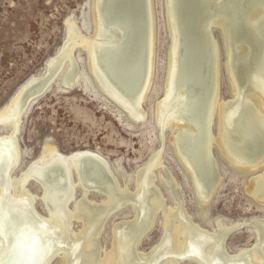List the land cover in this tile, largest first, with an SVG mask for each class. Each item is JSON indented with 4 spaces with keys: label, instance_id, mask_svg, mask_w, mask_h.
<instances>
[{
    "label": "rangeland",
    "instance_id": "rangeland-1",
    "mask_svg": "<svg viewBox=\"0 0 264 264\" xmlns=\"http://www.w3.org/2000/svg\"><path fill=\"white\" fill-rule=\"evenodd\" d=\"M216 1L218 0H0V109L8 104L20 86L30 77L44 73L47 61L56 55L68 39L69 22L78 28L82 36L96 37L94 11L96 6L99 11V25H101L99 40L102 38L101 42H105L108 47V55L103 54L105 57L102 61L105 66L108 64L112 68L110 70L108 67V71L105 67L108 71L107 82L111 81L107 83L108 87L111 89L110 86H113L111 91L114 93L115 90H119L116 93L124 94L136 103L138 111L142 109L145 112L144 118L132 117L116 98L106 92L90 69L88 51L78 45L73 50L74 62L70 59L67 61L62 73L52 83L53 86H50V91L23 116L18 135L22 151L21 162L15 169L14 176L25 173L30 165L39 160L45 148L51 146L63 155H70L76 151H91L100 155L108 162L119 185L125 187V178L136 176L154 155L159 154L163 165L156 170L155 182L166 206L178 207V202L182 199L184 210L201 228L212 232L218 229L219 221L230 226L238 222L248 224L254 219L264 218V202H259L247 192L251 179L264 174V165L256 174L243 171L239 167L229 165L220 156L217 148L211 147V155L218 163L221 179L206 205L202 207L194 188L193 177L188 173L184 162L186 161L192 170L200 173L204 167L200 152L206 150V137L204 135L202 138L199 130L198 134L196 133L199 136H192L191 139L193 141L200 139V143L203 141L205 146L198 144L185 149V144L182 142L180 150L177 151L174 143L181 133V128L174 125L163 128L160 121L158 104L170 93L168 91L170 60L175 53V60L173 57L175 76L171 82L173 95L163 105L162 113H168L174 102V94L178 92L176 94L178 96L183 94L178 101L182 99L186 104L178 113V122L184 123L187 118L192 120V117H195L194 120L203 123V129L208 126V122L203 121L204 100L206 95L211 93L212 86L214 92L216 91L217 69L213 64L215 61L213 52L206 51V61L201 60L204 54L203 51L201 53L200 36L204 34L201 24L212 18V15L218 16L219 9L222 11V16L226 13L225 17H229L227 9H230L228 7L222 9L225 0ZM237 1L240 7H247L249 4V0ZM241 10V12L245 11L243 8ZM251 24L246 22L240 26L239 35L242 31L249 33L251 29H255L249 28L254 27ZM211 31L219 51L218 94L224 101H229L234 98L226 65L230 55L227 53V45L221 30L212 26ZM262 39L263 37H260L258 46L251 45L250 55L247 57L242 55V59L239 57L238 62L235 58L233 60L237 76L238 74L242 76L239 77L245 89L253 86L255 81L264 88V77L260 78V73L264 70V61L259 57L260 52L264 55V44L259 46ZM80 40L81 37L77 38V41ZM122 40L124 42H121ZM241 41L231 45L233 52H238V55L241 54L239 49L248 47L245 45L246 42L243 44ZM117 43V50L121 49L119 52L113 49ZM152 52L154 54H151ZM150 55L154 56L152 81L149 82L145 97L141 95L137 102L135 93L143 88L147 57ZM73 65L79 70L76 82L70 86L63 83L61 77L73 70ZM115 70L117 73L114 72ZM113 75L115 77H111ZM198 97L202 98L203 105L197 103ZM135 113L138 114L137 111ZM197 113L199 119L196 117ZM217 125L218 120L215 117L210 129L212 137L217 135ZM10 131L11 129L3 128L1 134ZM203 131L202 133L205 134L206 130ZM253 143L255 139L247 140L249 146ZM181 148L184 150L183 153ZM178 152L181 154L179 155ZM181 158L185 161L183 162ZM165 168L170 169L178 184L177 197L174 190L162 181ZM212 173L214 174L207 165L202 174V180L207 178L206 189ZM106 179H109L107 174ZM93 185L89 199L99 202L103 197L97 195L98 191L95 187L104 186L100 183ZM111 185L113 182L110 180ZM128 188L132 192L136 190L134 181L128 182ZM27 190L35 201L31 205L34 220L43 223V219H46L50 213L43 202L42 189L32 180L27 184ZM14 194L8 192V199L17 198ZM75 194L76 198L81 196L80 188L76 189ZM74 201L71 200L67 208L61 212V220H66ZM163 214V210L157 214L156 224L143 239L139 252L149 251L158 243L163 233ZM132 218L133 210L129 207H123L119 212L108 217L99 239L103 254L111 249V230L114 222L119 223ZM80 228L81 222L73 220L71 227L64 226L57 233V240L63 241L62 245L66 249H73L75 247L73 243L77 241H72L70 230L77 231ZM49 229L51 230L52 227L50 226ZM6 240L8 245L12 240L10 234L7 235ZM254 243L252 229L248 226L233 233L227 239L226 246L227 250L233 253L240 247L251 246ZM77 244L76 250L83 255L79 258V262L85 264L87 260L83 241H78ZM51 264H62L61 258H55ZM180 264L193 263L185 260Z\"/></svg>",
    "mask_w": 264,
    "mask_h": 264
},
{
    "label": "bare ground",
    "instance_id": "bare-ground-1",
    "mask_svg": "<svg viewBox=\"0 0 264 264\" xmlns=\"http://www.w3.org/2000/svg\"><path fill=\"white\" fill-rule=\"evenodd\" d=\"M213 5H215V2ZM240 6L237 0H225L222 9H226V7L231 9H227L229 17H225L226 13L222 16V11L219 9L218 16L212 15V18L201 24L204 31L203 36H200L201 53L204 52L201 60L207 58L206 51L213 52L215 59L213 64L214 68L217 69L216 91L214 92V86H212L211 93L206 95L204 100L203 111L205 109V114L203 121L204 123L208 122L207 128L203 129V123L201 124L200 120H194L195 117H192V120L187 118L184 123L178 122V113L186 105L184 104L185 101L182 102V99L178 101L181 98L180 96L183 95H176L178 92L174 94V102H172V107H170L168 113H162L163 105L173 95L171 93V82L175 76L173 67V57L174 60L176 58L175 53H173L170 60L171 71L170 78L168 77V91L170 93L158 104L162 127L166 128L174 125L181 128V133L174 143L177 151L180 150L182 142L185 144V149H189L192 145H206V150L200 152V159L202 165H204L200 173L192 170L190 165L181 158L183 162H186L184 164L187 171L193 177L194 188L202 207L206 205L221 179L218 173V163L211 155V147L215 146L220 156L229 165L239 167L243 171L256 174L257 170L264 165V88L255 81L253 86L245 89L240 81L242 76L240 74L237 76L236 69L233 66V60L236 59V62H238L239 57L242 59V55L247 57L250 52L252 53L251 45L258 46L260 37H263V39L259 46L264 44V0H249L247 7ZM242 8L245 11L241 12ZM94 11L96 15V37L87 38L82 36L79 34L78 28L69 22L68 39L56 55L47 61L44 73L30 77L20 86L8 104L0 109V225L3 224L5 216H7L8 231L12 237L7 245V236L3 231H0V261L9 259L11 262L15 261L16 263L20 259H24L26 264H30L29 260H33V257H31L32 250L35 251L41 248L42 254L39 251L41 258L38 264H51L57 257L61 258L62 264H82L79 262V258L83 255L76 250V246H78V241H83V250L87 260L85 264H180L185 260H190L193 264H264V218L254 219L248 224L238 222L230 226L219 221L217 224L218 229L212 232L201 228L184 210L182 199L179 200L178 207L169 208L166 206L161 191L155 182L156 170L163 165L159 154L154 155L137 172L136 176L125 178V187L119 185L118 180L110 170L108 162L100 155L91 151H76L70 155H63L51 146L45 148L43 155L38 161L30 165L25 173L14 176L15 169L21 162L22 151L18 135L23 116L41 97L50 91V86H53L52 83L62 73L67 61L69 59L73 60V50L78 45L88 51L90 69L96 75V79L103 89L116 98L132 117L136 119L145 117V112L142 109L138 111L135 102L133 103L124 94H119L120 92L116 93L119 90H115V93L112 92L113 86H110L111 89L108 87L107 83L111 81L107 82V72L112 68L106 63L107 66H105L104 61H102L105 57H103V54L108 55V47L105 42H101L102 38L99 40L101 25H99V11L96 6H94ZM246 22L252 23L251 25L254 26L249 27L250 29H255H251L250 35L244 31L239 35L240 26ZM150 24L152 23L150 22ZM212 26H216L221 30L224 42L227 45V53L230 55L226 65L234 98L229 101H224L218 94L217 82L220 62L218 61V46L214 37L211 36ZM79 37H81V40L77 41ZM239 41L243 44L246 42L245 45L248 46L241 48L242 50L239 49L241 56L238 55V52L234 53L231 47L232 44ZM121 42H124V40ZM117 46L118 43L113 46V49L119 52L121 49L117 50ZM151 46H153L152 43ZM153 48H150L151 51H154ZM259 57L264 61V55L261 52ZM147 58L143 88L136 91V101L139 100L141 95L145 97L152 81L151 72H153L154 67H152L154 56L150 55ZM120 64L122 65V63ZM105 67L107 69L109 67L108 71ZM78 70L73 65V70L61 77L63 83L71 86L76 82ZM117 70L114 72L117 73ZM103 76L105 77L103 78ZM111 77H115V75ZM262 77H264V70L260 73V78ZM198 101L197 103L203 105L202 98L198 97ZM136 111L138 114L135 113ZM196 117L199 119L198 113ZM215 117L218 120L217 135L212 137L210 129ZM3 128L11 129V131L3 135L1 134ZM199 130L202 138L204 135L206 137L205 145L203 141L200 143V139L194 141L191 139L192 136H199L197 135ZM203 130H206L205 134L202 133ZM249 138L255 139V143L251 146L247 144ZM183 151L181 148L182 153ZM178 154L181 153L178 152ZM182 155L186 156L185 154ZM184 158L186 159V157ZM206 161L208 162L206 163ZM207 165L214 174L212 173L211 178H209L206 189L207 178L205 177L202 180V174H204ZM52 171L55 172L52 174ZM164 173L165 176H162V181L173 189L176 195V191L179 192L178 184L172 172L170 169L165 168ZM106 174L109 179H106ZM32 180L42 189L43 202L49 209L50 214L46 219H43V223L36 222L32 214L31 205L35 201L33 195L27 190V184ZM110 180L113 182L111 186ZM130 181L135 183L136 190L133 192L128 188V182ZM99 183L104 187H95V190L98 191L97 195L102 196L103 199L99 202L90 200L89 194L93 191V184ZM77 188L81 190L79 198H76L75 194ZM10 191L14 192L17 198L8 199V192ZM247 192L259 202H264V174L254 176L251 179ZM71 200H75L72 210H69L66 220L63 221L61 220V212L67 208ZM20 201H23V204H20ZM123 207H129L133 210V218L125 219L119 223L114 222L111 230V249L103 254L99 239L105 223L108 217L116 214ZM162 210L164 211V218H162L163 233L158 243L149 251L139 252L140 244L155 226L157 214ZM73 220H79L81 228L77 231L70 230L72 241H77V243H73L75 245L73 249H66L62 245L63 241L57 240V233L64 226L71 227ZM46 223H50L51 230ZM248 226L252 229L255 243L251 246L240 247L233 253L229 252L226 246L227 239L233 233ZM6 249H12V254L8 257L5 256Z\"/></svg>",
    "mask_w": 264,
    "mask_h": 264
},
{
    "label": "clouds",
    "instance_id": "clouds-1",
    "mask_svg": "<svg viewBox=\"0 0 264 264\" xmlns=\"http://www.w3.org/2000/svg\"><path fill=\"white\" fill-rule=\"evenodd\" d=\"M19 203L23 204V201H20ZM8 228H9V222H8L7 216H5L3 224L0 225V231H3L5 236H7L9 234ZM11 254H12V249H6L5 256L8 257ZM0 264H11V261L9 259H4L0 261Z\"/></svg>",
    "mask_w": 264,
    "mask_h": 264
},
{
    "label": "water",
    "instance_id": "water-1",
    "mask_svg": "<svg viewBox=\"0 0 264 264\" xmlns=\"http://www.w3.org/2000/svg\"><path fill=\"white\" fill-rule=\"evenodd\" d=\"M39 251L42 254L41 248H38L35 251H34V249L32 250V256L31 257H33V260H29L30 264H38L39 259L41 258V254H39ZM11 264H26V261L24 259H22V260L20 259V261H18L16 263L15 262H11Z\"/></svg>",
    "mask_w": 264,
    "mask_h": 264
}]
</instances>
